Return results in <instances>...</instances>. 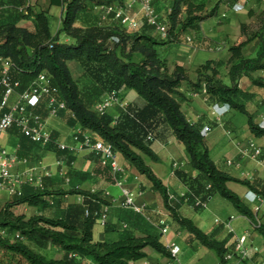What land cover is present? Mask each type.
<instances>
[{
	"label": "trees",
	"instance_id": "16d2710c",
	"mask_svg": "<svg viewBox=\"0 0 264 264\" xmlns=\"http://www.w3.org/2000/svg\"><path fill=\"white\" fill-rule=\"evenodd\" d=\"M124 1L50 0L48 7L36 10L30 0H0V67H4L6 59L10 60L8 72L12 80L18 82V90L28 88L40 73L45 72L56 88L57 98L66 103L58 114L69 124H79L111 143L116 152L122 153L150 180L172 219L190 233L191 239L214 250L219 264H227L225 253L234 249L228 245L229 237L218 238L215 232L205 231L193 218L181 213L171 201L168 186L144 156L160 161L152 142L171 132L185 145L189 163L197 170L195 176L180 169L176 171L188 186L185 193L188 202L199 210L202 207L195 204L197 197L208 201L213 195L220 194L232 202L240 214L249 218L264 236V222L258 219L253 207L229 187L228 181L242 183L262 198L264 182L257 178L236 177L218 167L206 144L202 125L190 121L181 107V101L187 97L179 89L183 82L189 83L194 90L205 87L213 100L244 113L250 130L256 136H264V126L254 119L246 105L254 93L244 89L245 83L242 82L247 77L251 84L264 87V76L254 74L264 69V13L260 15L262 23L257 30H250L243 23L245 38L230 46V82L227 83L221 78L217 62L213 59L200 64L197 78L192 80L181 64H176L171 70L167 58L160 51L166 44L180 41L188 28L214 16L218 3L207 9L205 3L196 0H169L170 9L162 16L168 21V34L160 37L152 32L155 26L148 21L137 28L104 25L103 15L96 8ZM52 5L62 9L61 26L55 34L51 30ZM30 18L34 21L33 28L19 24L22 19ZM61 33L73 41L61 40ZM254 38H259L256 54L245 55L243 47ZM74 67L79 68L78 74H75ZM122 87L135 89L144 100L131 102L117 117L97 109L96 105L104 94L116 90L120 95ZM2 95L0 86V101ZM33 109L45 118L50 114L46 98ZM13 125L21 139L20 156H29V149L41 146L20 126ZM47 148L58 158H67L68 162L76 158L55 144L53 139ZM55 192L82 193L100 200V203L107 202L79 187L54 191L26 186L0 210V263L81 264L84 258L91 257L96 264H134L133 261L148 255L146 246L171 256L169 247L155 233L128 235L114 240L96 239L94 227L99 218L100 204H90L86 208L73 205L62 217L44 214L27 217L14 211V207L21 203L46 204V196ZM86 210L88 213L82 216ZM31 243L42 248L59 247L63 255L60 258L48 257Z\"/></svg>",
	"mask_w": 264,
	"mask_h": 264
},
{
	"label": "crops",
	"instance_id": "0c3cea01",
	"mask_svg": "<svg viewBox=\"0 0 264 264\" xmlns=\"http://www.w3.org/2000/svg\"><path fill=\"white\" fill-rule=\"evenodd\" d=\"M43 1L48 4L50 3V0ZM196 1L205 3L207 9H211L218 3L217 12L214 16L202 20L196 25L188 28L184 34H182L180 41L185 40L187 43L186 46L182 47L178 45L175 47L172 46L171 43L165 45V57L167 58L168 65L171 70L174 69L176 64L183 65L187 69L191 79L196 80L197 67L207 60L213 59L217 62L221 78L229 83L228 71L231 65L229 61L231 57L229 48L231 45L237 44L245 38L242 32L243 23L248 25L250 30H257L259 28L261 24L257 27H252L251 24L261 21L260 15L264 13V0ZM30 3L36 10L41 8L38 4L32 3L31 0ZM115 3L116 2H114V4ZM154 3L161 16H164L167 10L170 9L169 0H154ZM137 9L138 7L136 6L135 8L128 9V12L133 15ZM96 10L103 15L102 9L97 8ZM50 13L51 18L53 16L56 19L55 29L52 28L51 24L52 33L55 34L61 26L62 9L58 5H52L50 6ZM212 17H216V19ZM102 18L104 25L113 26L120 24L127 28H137L145 21L147 22L141 12L135 15L132 24H123L121 19L115 18L112 14L107 17L102 16ZM19 24L29 28L34 27L33 18L22 19ZM152 32L162 37L158 28L154 27ZM60 37L63 41H73L72 38L64 33H61ZM258 44L259 38H254L248 42L243 47L244 54L248 56L255 55ZM3 68L4 67H0V72ZM254 74L264 76V69L255 71ZM242 82L245 83L244 89L254 93V96L246 101V105L252 112L254 119L264 126V87L251 84L247 80V77H244ZM179 89L185 93L187 97L181 101V107L189 120L200 123L202 125V131L206 126H209V129L204 134L205 140L210 154L218 167L228 171L236 177L248 178L250 180L257 178L264 182V136H256L250 130L248 121L247 126L243 129V132L240 133L236 122L237 112L240 111L213 100L205 87L194 90L189 83L183 82ZM119 92L122 102H114L105 110L115 117H117L131 102H142L138 100L137 96L128 98V95L131 93L128 87H122ZM105 96L106 94H104L103 98ZM46 122L52 129L53 142L55 144L59 145L60 143H65L68 145H77V148L73 150L64 148L67 149L70 154H74L76 158L71 162H68L67 158L60 159L54 151L47 148L48 143L43 144L41 142H39L41 146L29 149V156H20L19 149L21 147V139L14 125L0 131V144L8 150V156L12 160V171L22 180L21 188L32 186L34 188H47L54 191H68L71 188L79 187L90 191V193L99 195L107 202L100 203V200L82 193L55 192L46 196V204L30 205L28 203H21L16 205L14 211L17 214H25L27 217L35 214L62 217L67 214L68 209L73 205L84 206L86 208L90 204L91 206L100 204L101 210L99 218L94 227L95 234L96 225L100 223L102 226L98 236L100 240H114L128 235L145 236L149 233H155L158 234L160 239L169 247L172 242L178 243V237L184 233L185 239L191 243L193 242L194 247L212 250L198 240H192L190 233L186 229L181 228L179 224L172 219L169 211L164 206L161 195L152 188L150 180L145 179L144 174L139 172L122 153L117 152V158L124 170L115 173L110 165H103L101 163L100 155L97 151L88 147H80V143L74 139V132L80 127L79 124H69L65 118L58 113L49 114L46 117ZM85 130L91 132L96 138L101 137L89 129ZM171 134L172 133L168 131L166 135L161 138L164 148L169 146V140H172ZM221 135L229 136L230 142L221 144ZM231 135H233V138L230 137ZM251 143L260 146L262 151L258 154H254ZM183 146V155L171 156L168 164L161 167L162 174L159 176L168 186L171 201L179 207L181 213H183L184 210L196 212L200 209L197 210L193 204L188 202L185 197L188 186L176 172L180 169L189 175L195 176L197 174V170L189 163L185 145L183 144ZM152 147L159 154L161 161H153L147 156H144L146 162L150 165L155 162L161 163L163 160L161 152H163V150L160 152L154 147L153 142ZM117 175H121L123 184L120 185L116 182ZM232 184H236L237 188H234ZM228 185L233 190L235 189L253 209L255 204H260L261 209L256 212V214L258 219L264 222V211H262L264 199L258 200L254 196L255 192L242 183L228 181ZM123 186L128 187L134 192V201L139 206V209L125 203ZM15 194H11L8 189H2L0 191V210ZM23 205L27 206L26 210L17 212V209ZM206 206L200 207L203 208ZM87 213V210L84 211L82 216H85ZM102 214H105V219H103ZM191 217L196 224L205 231L215 232L218 238L228 236V245L235 247L236 239L240 235L235 233L234 227L231 224L232 217L227 221L230 227L221 220L217 221L218 218H216L215 222L209 224L207 228H205L207 222L203 217L196 215V213ZM161 219L165 220V224L160 223ZM170 219L175 222L176 234L168 237L167 233L170 231L171 227ZM250 222L255 232L263 236L255 228L254 223L251 220ZM164 226H167V231L165 232H163ZM224 227L228 228L229 231H225ZM245 233H249V231L247 230ZM161 235L166 238L163 240ZM250 236L251 238L253 237V235ZM246 244L249 253L253 256L246 259L244 264H257L258 258H264L262 250L254 245L253 238ZM31 245L48 257L60 258L63 255V251L56 246L42 248L33 243H31ZM257 249L258 251L256 252ZM145 250L148 255L133 261L134 264H176L174 261H179V255L178 258L165 256L157 252L151 246H146ZM81 264L96 263L91 257H86ZM217 264H219V262Z\"/></svg>",
	"mask_w": 264,
	"mask_h": 264
},
{
	"label": "built area",
	"instance_id": "2783aa9c",
	"mask_svg": "<svg viewBox=\"0 0 264 264\" xmlns=\"http://www.w3.org/2000/svg\"><path fill=\"white\" fill-rule=\"evenodd\" d=\"M138 7L135 14L131 15L128 9ZM103 10V17L113 15L115 18L121 19L123 24H132L137 13H142L146 20L158 28L162 37H166L168 32V21L158 12L154 0H125L124 3H111L108 5L98 6ZM11 64L9 59L5 60L4 68L0 72V86L3 88V95L0 101V131L9 128L13 124L20 126L22 131L32 140L47 144L53 139L52 129L48 126L46 118L36 112L35 107L42 99H47V105L50 109V114H57L60 109L66 107V103L61 101L56 96V88L52 86L50 77L42 72L38 75L35 81L26 89L18 90V82L13 81L8 67ZM114 102H122V98L116 90L108 92L106 96L97 104V109L101 112L105 111ZM209 129L206 126L202 131L203 134ZM149 138L152 136L149 135ZM74 139L80 143V147L91 148L100 155V161L103 165H110L115 173L122 172L123 166L120 165L117 152L113 145L105 141L102 137H94L91 132L86 131L81 126L74 132ZM62 148L76 149L77 145H68L60 143ZM254 154L262 151L261 147L251 143ZM12 160L8 156V150L0 144V191L8 189L11 194H21L22 180L12 171ZM116 182L123 184L121 175L116 176ZM125 195V203L133 205L139 209V206L134 201V192L128 187L123 186ZM254 196L258 200H263L262 196L257 193ZM195 204L198 206H206L207 201L201 198H196ZM260 204L254 205L256 212L260 211ZM105 219V214H102ZM219 221V219H217ZM161 224H165V220H160ZM226 225L230 227L229 222ZM167 231V226L163 227V232ZM249 233L241 234L236 239V244L233 250L225 253L227 264H244L246 259L251 258L248 251L247 240ZM171 256L178 258L181 246L179 243L172 242L169 246ZM258 249L256 250V252ZM185 264V263H180ZM257 264H264V258H258Z\"/></svg>",
	"mask_w": 264,
	"mask_h": 264
},
{
	"label": "rangeland",
	"instance_id": "374dc122",
	"mask_svg": "<svg viewBox=\"0 0 264 264\" xmlns=\"http://www.w3.org/2000/svg\"><path fill=\"white\" fill-rule=\"evenodd\" d=\"M31 1H32V3L34 2L35 4H38V6H40L41 8H46L49 6V4L44 2L43 0H31ZM212 18L216 19V17H212ZM51 24H52V28L55 29L56 19L53 16L51 18ZM260 24H261V21H258L256 23H252L251 26L257 27ZM60 39H61V37H60ZM61 40H63V39H61ZM171 45L175 46V47L178 45L184 47L187 45V43L185 40L184 41L182 40V41H177V42H171ZM160 51L163 55H165L166 51L164 50V48H160ZM136 57H138V55H136ZM74 72H75V74H78L80 72L79 68L74 67ZM129 90H131V93L128 95V98H134L135 96H137L138 100H140V101L144 100L143 97L138 95V93L135 89L129 88ZM236 122H237V125L239 127V129H238L239 132L240 133L243 132V129H245V127L247 126V116L242 112H237ZM171 135H172V140H169L170 144H169V146H167V148H164V146L162 145L161 138H157V139L153 140L154 147H156L160 152H161V150H163V152H161V154L163 156L162 162L161 163L155 162V163L151 164L152 168L155 170V172L158 175L162 174L161 173V167L163 165L168 164L171 156H179V155H183V153H184L183 143H181L179 140H177L175 135H173V134H171ZM230 137L233 138V135H231ZM220 138L222 139L221 144H223L224 142H227V143L230 142V138L227 135L226 136L221 135ZM144 178L148 179L145 175H144ZM232 186L234 188H237L236 184H232ZM207 204L208 205L206 207L201 208L199 211H196V212L191 211L190 212L188 210H184L183 214L186 216H189V217H191L195 213L198 216L200 215L207 222V225L205 226V228H207V226L209 224L214 223L216 218H218L222 222L226 223L232 217L231 224L234 227L235 233L241 235V234H244L245 232H247V230H248L249 231V236H248L249 240L247 242L249 243L250 239L253 238L254 245L257 246L258 248H260L264 254V237L255 232L254 227L251 224L250 220L247 217H245L244 215L240 214L238 212V210L236 209V207L232 204V202H230L227 198L221 196L220 194H215L209 198V200L207 201ZM26 208H27V206H25V205L20 206V208L17 209V212H21L22 210H26ZM262 211H264V204H262ZM196 218H198V217H196ZM170 224H171L170 231L167 233L168 237L176 234L175 222L172 219H170ZM101 229H102V226L100 223H98L96 225L95 234H94L96 239H98L99 231ZM224 230L229 231V229L226 227H224ZM250 235H253V237L251 238ZM161 238L164 240L166 237L161 235ZM178 243L181 246V252L179 254V261H174V263H176V264H179V263H185V264H217L219 262L218 257L213 250H209V249L207 250V249H201V248L194 247L193 242L191 243L185 239L184 233H183V235L178 237ZM0 264H2V263H0Z\"/></svg>",
	"mask_w": 264,
	"mask_h": 264
}]
</instances>
